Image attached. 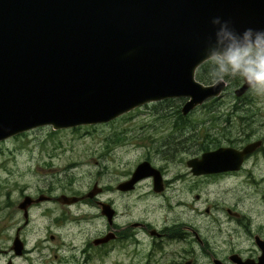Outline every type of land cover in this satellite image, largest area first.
<instances>
[{
	"label": "water",
	"instance_id": "95a60500",
	"mask_svg": "<svg viewBox=\"0 0 264 264\" xmlns=\"http://www.w3.org/2000/svg\"><path fill=\"white\" fill-rule=\"evenodd\" d=\"M216 18L237 33L264 31V0H0V142L42 126L108 123L166 99H186V116L224 90L195 79ZM247 89L243 82L235 95ZM256 145L219 149L187 166L193 175L236 170ZM146 176L159 173L144 162L119 188ZM28 200L19 205L25 219ZM19 231L15 256L23 251ZM258 245V262L236 263L264 264Z\"/></svg>",
	"mask_w": 264,
	"mask_h": 264
},
{
	"label": "rangeland",
	"instance_id": "374dc122",
	"mask_svg": "<svg viewBox=\"0 0 264 264\" xmlns=\"http://www.w3.org/2000/svg\"><path fill=\"white\" fill-rule=\"evenodd\" d=\"M240 82L241 80L237 78L229 79L224 83V92L215 103L216 108H208L207 105L205 106L207 109L204 110L203 106L202 108L200 106L189 113H192L188 118L190 123L184 131L191 137L190 150L198 141V133L201 131H229L234 136L237 129L244 127L240 121L236 122L233 118L232 124L224 125V120L231 117L232 108L237 103L232 91L238 88L236 86ZM214 83L211 81L205 86ZM248 97L249 101L246 100L247 98L243 101L250 107L249 116L253 115L251 120L254 122L255 137H262L264 136V96H257L251 92ZM169 100L173 101L161 105L146 104L108 123L62 130H53L51 126H45L1 141L0 264H6L8 260L12 264H146L148 261L149 264H186L188 261L194 264H211L210 253L219 256L230 250L232 221L229 222L225 216L212 209L213 204L220 203L219 199L235 204L234 199L227 197L226 187H231L241 197L237 207L250 215L256 213L261 225H264V183L259 187L262 194L251 195V187L248 186L251 165L249 162L234 179L238 181L237 184H231L232 176L227 177L220 182V186L206 187L202 194L193 192L184 198L174 199L169 210L161 208V206L165 207L163 204L167 200L168 191L162 196L155 197L154 200L151 198L141 201L139 197L149 188L144 183L136 192L127 196L118 208L121 211L126 205L133 206L130 213L128 208L125 209L128 214L127 219L132 218L137 222L145 219V223L153 225L157 230H169L173 226L174 218L177 220L179 218L186 227L182 231L191 233L190 230H200L204 238L210 241L211 245L208 248L201 249L197 242L188 239L174 245L168 243L160 251H154L160 246H153V239L147 233L141 232L140 248L136 257L132 255L133 248L130 247L129 252L126 250L118 254L112 253L104 260L98 255L96 259L88 262L82 250L85 249V243L102 229V220L95 207L82 203L77 205V212L71 215V221H74L70 224L71 227L60 229H54L50 219L42 214L44 207L33 210L27 228L22 229V232L19 231L20 239L25 241V251L21 256H15L11 252L14 233L17 227L23 224L22 214L16 208L23 195L42 190L43 179L53 175L76 176V178L66 176L60 181H74L79 193L87 192L95 182L99 187L107 183L105 177L107 171L115 174L110 182L122 180L141 160L143 156L139 151L141 146L155 147L158 141L166 140L170 131H175L172 127L176 119L175 110L177 107H182L186 99ZM211 118H216L215 123L209 122ZM216 135L221 137L220 139H226L221 132ZM164 137L166 138L162 139ZM50 156L53 158H49ZM189 157H192L191 152ZM177 170L180 174L186 172L183 165ZM254 173L253 177L258 181V178L264 174V165H260ZM175 182L173 186H180L175 190L176 192L184 188L181 186L184 182L185 186L192 184L189 178ZM196 194H200L199 200H195ZM178 201L184 203L177 204ZM157 205L156 210H149V207ZM251 207H253L252 211ZM205 209H209V213H204ZM167 216L169 217L167 222L173 220L163 227L162 224ZM217 226H223L224 236L219 237L220 243H213V239L209 236ZM49 235L55 236L53 242L48 240ZM162 242L166 243V240ZM183 253L184 259L178 258Z\"/></svg>",
	"mask_w": 264,
	"mask_h": 264
},
{
	"label": "flooded vegetation",
	"instance_id": "af4514ba",
	"mask_svg": "<svg viewBox=\"0 0 264 264\" xmlns=\"http://www.w3.org/2000/svg\"><path fill=\"white\" fill-rule=\"evenodd\" d=\"M242 85L243 81H241L240 84L236 86L238 87L237 89H239ZM235 91H232V95L237 103L232 108L231 117L224 120L225 126L232 124V118L236 122L240 121L244 126L237 129L234 136L231 135L229 131H201V133H198V141H196L191 148L192 150L195 147H198V151L192 152L189 145L191 137L187 136L186 131H170L167 138H162H166V140L158 141L155 147H140L139 151L143 153L141 160L131 172L126 173L122 180H113L110 182V179H113L115 174L107 171V176H105L108 181L107 183H104L101 185V187H99L98 183L95 182L93 183L92 187L84 193L78 192L76 183L74 181H60V179L66 178V176L74 175L64 174L45 177L42 181L44 184L43 189L37 190L34 194L23 195L22 199L16 206L17 210L21 212L23 218L24 210L19 209V205L25 197L29 198L28 204L25 208L26 219L23 218L22 226L17 227V229H20V232H22V229L27 228L31 212L35 209H38L39 207H44L42 214L47 219H50V222L55 227L54 229L71 227L70 224L74 222L71 221V215L77 212L78 204L84 203L89 206L91 205L92 208L95 207L99 211L102 220V229L85 243V249L82 250V253H85L86 255V261L88 262L96 259L98 255H101L104 260L112 253L118 254L126 250L129 252L130 247L133 248L131 251L132 255L136 257L140 248L139 244L141 232L147 233L148 236L153 239L152 245L160 246V248H164L168 243L174 245L175 243H181L183 241L185 242L188 239H192L194 242H197L201 249L210 247V241H207V239L204 238V234H202L200 230H190L191 233H185V231L183 232L182 230L184 228L186 229V227L184 222H182V220L179 218L178 220L177 218H174L175 221L172 224L173 226L169 230H157L153 225L145 223V219L139 220L138 222L132 218L127 219L128 214H126L125 209L128 208V213H130L133 206L126 205L121 211H119L118 208L123 204V200H125L127 196L136 192L139 186L144 183L149 188L146 193H142L141 197H139L141 201L151 198L154 200L155 197L162 196L167 191H170L169 193L167 192V200L163 204L165 207L161 206L160 204L161 208L169 210L171 209L170 205L174 199L184 198V196L193 192L201 193L206 187L220 186V182L226 180L227 177L229 178L232 176L233 179L231 180V184H237L238 181H234V179L237 177V174L244 170V165H247L249 162L251 165L249 167L248 176L250 178V182L248 186L251 187V195L254 196L258 195L259 193L262 194V191H259V187L260 184L264 183V174L258 178V181L253 177V175H255L254 172L258 170L260 165H264V136L257 138L255 137L256 131L253 128L254 122L251 120L253 115L249 116L250 107L246 106L245 102L243 101L246 98V100L249 101L248 96L251 92L249 89H247L241 96H236ZM220 96L217 98H220ZM208 101H210V99L205 101L202 105L206 104ZM216 102L218 101L209 104L208 108H216ZM181 108L182 107H180V111ZM205 108L206 107L203 106L204 110ZM209 122H211V119ZM218 132H221L222 135L226 137V139L224 140L220 139L221 137H217L216 134H218ZM256 143L257 145L253 147L252 151L242 157V162L236 170L217 171L201 175H193L191 173V169L187 166L188 161L196 158L201 159L204 154L215 152L219 149H232L241 152L247 146ZM190 152L192 157H189ZM49 158H53V156H50ZM111 162H113V159ZM144 162L148 163L159 173V178L146 176L137 180L128 190H121L119 188L120 185L131 180L132 174L136 167ZM160 163L163 165L160 166ZM49 164L52 166L51 163ZM181 165H183L186 169V172L182 174H180L177 170V168ZM74 168L76 170V167ZM74 177L76 178V176ZM186 178L191 179L192 184L185 186L184 182L181 184V186L184 188H181L176 192L175 190L180 188V186H173L176 183L175 181L178 182L183 179L186 180ZM225 183L226 182H224V184ZM225 190L228 192L227 197L234 199L233 202L235 204L226 202L223 199H219L220 203L213 204L212 209L225 216L229 222L232 221L230 223V250L224 255L219 256H216V253H210V263L213 264V260H217L222 264H237V261H251L256 263L261 256V250L258 244L259 242H264V225H261V220H259L256 213L250 215L237 207L241 197H239L237 193L231 189V187H226ZM92 191H94V195L92 197H88L80 201L74 200L81 198ZM194 198L195 200H199L200 194H196ZM181 202L182 201H178L177 204L184 203ZM157 208L158 205L156 207H149V210L152 211L156 210ZM252 210L253 207H251V211ZM209 211V209H205L204 213H209ZM168 219L169 217L167 216L166 221L162 224L163 227H166L167 224L173 220L170 219L169 222H167ZM222 227L223 226H217L215 229H213V234L209 236L210 239H213V243H220L219 237L224 236ZM150 231H155V233L151 235ZM54 239V235H49L48 240L50 242H53ZM100 239L106 240L102 243H95V241ZM163 240H166V243H163ZM22 243L23 253L25 251V241H22ZM11 252L13 253L12 250ZM183 255L184 253L178 258L184 259ZM55 257L56 256L54 255V258ZM9 261L10 260L7 262ZM186 264L194 263H192V261H188Z\"/></svg>",
	"mask_w": 264,
	"mask_h": 264
},
{
	"label": "clouds",
	"instance_id": "9594fccd",
	"mask_svg": "<svg viewBox=\"0 0 264 264\" xmlns=\"http://www.w3.org/2000/svg\"><path fill=\"white\" fill-rule=\"evenodd\" d=\"M215 40L209 41L199 65H206L209 78L215 83L240 79L250 92L264 96V31L246 29L242 34L221 23Z\"/></svg>",
	"mask_w": 264,
	"mask_h": 264
},
{
	"label": "trees",
	"instance_id": "16d2710c",
	"mask_svg": "<svg viewBox=\"0 0 264 264\" xmlns=\"http://www.w3.org/2000/svg\"><path fill=\"white\" fill-rule=\"evenodd\" d=\"M197 80L203 84H209L212 80L209 78L208 72H207V66L203 65L200 67V69L197 71L196 74ZM219 98L216 99H210V101H208L206 104L202 105V106H207L211 103H214L215 101H217ZM173 100H168V101H164V102H160L158 103L159 105L161 104H169L170 102H172ZM201 106V108H202ZM192 114V113H191ZM187 115V116H183L181 114L180 108H176L175 110V117L176 119L173 121L172 123V127L175 131H184L185 128H187V126L189 125V116L191 115ZM212 123H215L216 118H211ZM192 152H197L198 151V147H195L194 149L191 150ZM161 248L154 250V251H160ZM149 264V261L146 263Z\"/></svg>",
	"mask_w": 264,
	"mask_h": 264
},
{
	"label": "bare ground",
	"instance_id": "6f19581e",
	"mask_svg": "<svg viewBox=\"0 0 264 264\" xmlns=\"http://www.w3.org/2000/svg\"><path fill=\"white\" fill-rule=\"evenodd\" d=\"M201 66H203V65H200L198 68H197V70L198 69H200V67ZM197 70H196V72H195V79L197 80V77H196V74H197ZM198 81V80H197ZM199 82V81H198ZM199 83H201V82H199ZM201 84H203V83H201ZM203 85H206V84H203ZM231 87V86H230ZM166 100H169V99H166ZM164 101V100H163ZM159 102H162V101H159ZM145 106V105H144ZM101 124V123H100ZM94 125H97V124H94ZM42 127H45V126H42ZM38 128H40V127H38ZM35 129H37V128H35ZM33 130V129H32ZM29 131H31V130H29ZM28 132V131H27Z\"/></svg>",
	"mask_w": 264,
	"mask_h": 264
}]
</instances>
